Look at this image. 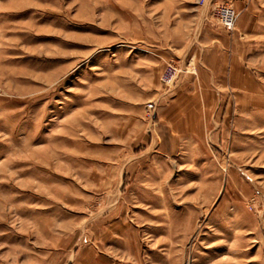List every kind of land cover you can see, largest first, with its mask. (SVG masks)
I'll list each match as a JSON object with an SVG mask.
<instances>
[{"label":"rangeland","instance_id":"374dc122","mask_svg":"<svg viewBox=\"0 0 264 264\" xmlns=\"http://www.w3.org/2000/svg\"><path fill=\"white\" fill-rule=\"evenodd\" d=\"M203 1L0 0V264H264V0Z\"/></svg>","mask_w":264,"mask_h":264},{"label":"crops","instance_id":"0c3cea01","mask_svg":"<svg viewBox=\"0 0 264 264\" xmlns=\"http://www.w3.org/2000/svg\"><path fill=\"white\" fill-rule=\"evenodd\" d=\"M213 1V0H212ZM221 1H228V0H216L215 2H221ZM236 11L240 14V21L236 25V31H238L241 35H248L250 34V31H253L252 29H248L245 27V24H243L244 18L246 19L248 15L252 14V3L251 0H230ZM210 0H208L205 4L203 1L204 7H209ZM203 7V8H204ZM202 8V9H203ZM206 10V13L208 9ZM202 13V12H201ZM202 17V25L200 27L199 34L197 36V42H199V50L198 52L187 60V63H192L193 71L195 72V77L197 79L201 78H207L208 81L218 82L216 90L213 89V87H209L207 84L206 88L203 90V94H207L209 92L214 91H220L223 92L230 88L231 91L233 90V87L229 85L228 81H231L230 78H237L235 70L242 71L239 67L230 68V70L234 69V71L228 72L226 69V59L225 54L222 53L224 51L223 48L231 47L233 46L234 39L232 37L235 35H231V39H228L225 33L220 30L219 27L213 25L210 23V19L206 17L204 12L201 14ZM242 19V20H241ZM195 33V29H194ZM227 34V33H226ZM233 34V33H232ZM233 37V38H234ZM195 40V39H194ZM196 41V40H195ZM224 57V58H223ZM231 60L230 62H232ZM232 73V74H231ZM202 80V79H201ZM234 88L242 89V87L237 86L236 83ZM203 86V83H202ZM222 90V91H221ZM202 92V91H201Z\"/></svg>","mask_w":264,"mask_h":264},{"label":"built area","instance_id":"2783aa9c","mask_svg":"<svg viewBox=\"0 0 264 264\" xmlns=\"http://www.w3.org/2000/svg\"><path fill=\"white\" fill-rule=\"evenodd\" d=\"M217 18L220 26L229 31L234 28L237 13L230 6L222 5L218 8Z\"/></svg>","mask_w":264,"mask_h":264}]
</instances>
